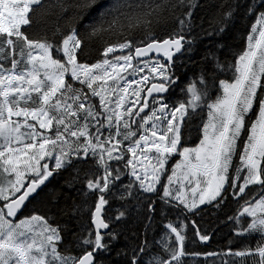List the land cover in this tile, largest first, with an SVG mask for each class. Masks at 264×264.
Returning a JSON list of instances; mask_svg holds the SVG:
<instances>
[{
  "label": "snow or ice",
  "instance_id": "1",
  "mask_svg": "<svg viewBox=\"0 0 264 264\" xmlns=\"http://www.w3.org/2000/svg\"><path fill=\"white\" fill-rule=\"evenodd\" d=\"M208 7L0 0V264H264V0Z\"/></svg>",
  "mask_w": 264,
  "mask_h": 264
},
{
  "label": "trees",
  "instance_id": "2",
  "mask_svg": "<svg viewBox=\"0 0 264 264\" xmlns=\"http://www.w3.org/2000/svg\"><path fill=\"white\" fill-rule=\"evenodd\" d=\"M67 3L71 4L73 3V0H66ZM206 0H200V3H205ZM207 3L209 5L207 11L211 12L212 7L211 5L215 3V0H207ZM36 19L41 20L43 22V15L38 14ZM60 23L62 25L67 26L71 21L69 20H61ZM251 21L250 19H244V20H238L236 23V26L234 29H232L231 33L225 38L226 41L232 45H234L237 48H240L243 46V38L242 34L245 33L248 30V27L250 25ZM79 27V25H77ZM39 29H34V32H38ZM94 47H99V45H94ZM91 55L94 57L96 55L95 52H92ZM196 139V132L193 130L190 142H195ZM234 205H229L227 208H225L222 212L217 210H212L211 212L204 213V220L202 221L205 226H210L211 229L214 231V236L212 240L209 242V244L204 245L201 244L199 241H197L195 244H189L190 250L194 252H200L204 253L207 251H221L222 249H226L229 247L230 241H232V247L235 248L238 245L235 242V237L233 236L230 226L227 223H224L223 220L225 217L230 214L234 210ZM29 211H31V207L29 208ZM213 212L215 213L213 215ZM28 213L26 212L25 215ZM209 262L212 260H216V264H219L221 258H213L209 257L207 258ZM188 260L190 264H204L205 258L203 256L199 257H188Z\"/></svg>",
  "mask_w": 264,
  "mask_h": 264
}]
</instances>
